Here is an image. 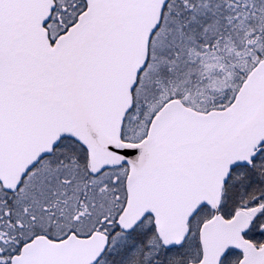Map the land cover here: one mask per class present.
I'll return each mask as SVG.
<instances>
[{
    "label": "snow or ice",
    "instance_id": "obj_1",
    "mask_svg": "<svg viewBox=\"0 0 264 264\" xmlns=\"http://www.w3.org/2000/svg\"><path fill=\"white\" fill-rule=\"evenodd\" d=\"M0 264H264V0H0Z\"/></svg>",
    "mask_w": 264,
    "mask_h": 264
}]
</instances>
